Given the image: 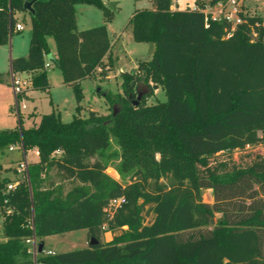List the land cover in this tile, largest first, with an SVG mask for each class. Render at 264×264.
Here are the masks:
<instances>
[{
  "label": "trees",
  "instance_id": "16d2710c",
  "mask_svg": "<svg viewBox=\"0 0 264 264\" xmlns=\"http://www.w3.org/2000/svg\"><path fill=\"white\" fill-rule=\"evenodd\" d=\"M151 2L128 25L135 42L155 51L150 61L121 73L122 95L106 94L118 106L110 127L93 111L79 116L81 83L107 80L114 66L106 25L112 13L102 0H0V46L10 43L18 15L31 24L28 55L10 60L11 74H31V91L49 94L52 38L53 62L78 104L70 123L51 113L24 129L19 114L18 128L0 130L1 155L18 147L23 162L29 151L39 153L15 190L7 192L15 182L0 178V264H33L26 240L35 236L44 245L47 237L77 231L87 232L88 248L42 253L37 264H264V157L232 163L234 153L264 147V46L248 35L263 19L248 15L225 40V23L206 28L201 12L173 10L172 0ZM78 4L102 10L105 24L79 31ZM150 81L161 86L166 102L147 106L146 96L135 106L138 89ZM25 100L26 92L16 98ZM111 137L127 182L106 174L101 157ZM220 156L226 160L217 161ZM52 170L76 182L65 197L45 187ZM207 190L213 204L203 200ZM118 199L125 202L112 207ZM105 233L111 242L103 241Z\"/></svg>",
  "mask_w": 264,
  "mask_h": 264
},
{
  "label": "rangeland",
  "instance_id": "374dc122",
  "mask_svg": "<svg viewBox=\"0 0 264 264\" xmlns=\"http://www.w3.org/2000/svg\"><path fill=\"white\" fill-rule=\"evenodd\" d=\"M103 4L112 13L111 21L106 24L109 30V39L112 45V59L114 66L108 74V79L103 81L99 76L83 81L81 83V91L83 101L80 104L82 118H88L90 111L96 113L98 117L105 118L108 125L112 126V112L118 111V106H112L106 101L104 94L122 95V79L121 73L133 72L138 68L141 62L150 61L155 48L150 43H137L133 39L129 21L136 10L153 8L151 0H102ZM176 2H178L176 6ZM173 8L179 11L194 9L196 7L195 0H172ZM244 11H248L264 17V0H244ZM76 9V21L79 31H84L105 24L104 13L99 8L85 4H78ZM18 23L24 25L22 32H15L11 37L10 43L6 46H0V74L8 78L11 74L10 59L19 57H27L29 44L31 39V24L29 16L18 18ZM52 48L55 44L52 38L49 39ZM50 57H48V60ZM107 64V63H105ZM49 83L51 86L50 93L45 94L35 92L33 100L30 102L22 101L19 104L20 122L24 129L31 128L35 123L39 124L41 117L51 113L60 117L63 123L72 122L74 116L77 115V100L73 89L63 83V77L57 67L47 68ZM143 77V73L140 72ZM24 79L26 77H23ZM3 86L0 84V130H8L19 127V116L16 113L15 100L11 99V95L5 97L2 92ZM102 90L103 95H99L98 91ZM138 98L134 99L136 103H141L146 96L145 104L147 106L157 103L166 102V95L160 85H156L154 81L142 83L138 89ZM140 98V99H139ZM25 107V108H23ZM110 148L103 153L101 157L103 162L108 166L106 174L116 181H129L126 177L122 180L117 170L120 164V148L116 140L111 137ZM257 157H264V147L251 149L244 152L234 153L232 163L236 165H244L255 160ZM22 160V154L19 150L14 152L5 151L0 154V178H9L17 185L24 179V175L19 173L17 168ZM226 157L220 156L217 161H225ZM216 163V161H212ZM231 163V160L230 162ZM6 168V169H5ZM46 177L45 187L54 188L59 191L62 197H65L75 185L74 181L63 179L55 170L49 171ZM205 191L203 200H208L213 195L207 194ZM212 203V202H211ZM152 218L147 216L146 222L150 223ZM3 239L2 221L0 220V241ZM38 240V239H37ZM41 242L40 240H38ZM103 241L109 243L112 241L110 233H105ZM45 250L52 251L54 254L79 251L88 248L89 242L86 231H77L64 235H56L43 239Z\"/></svg>",
  "mask_w": 264,
  "mask_h": 264
},
{
  "label": "built area",
  "instance_id": "2783aa9c",
  "mask_svg": "<svg viewBox=\"0 0 264 264\" xmlns=\"http://www.w3.org/2000/svg\"><path fill=\"white\" fill-rule=\"evenodd\" d=\"M149 1V0H142ZM244 0H225L218 2L215 5L205 4L204 6L196 5L193 11L201 12L204 15L205 26L208 28L211 23H225L227 25L226 34L224 36L225 40L231 39L239 27L248 23L246 17L249 15L244 11ZM178 2H176L177 6ZM249 38L252 44L261 43L264 46V21H257L254 24L249 26ZM24 27L21 24H17L15 31L20 32L23 31ZM11 86L15 97V110L19 115V104L16 102V98L22 93H28L32 89V81L31 79H24L20 74H11L10 77ZM25 108V107H23ZM261 136V134L259 133ZM16 147L10 149V151L14 150ZM18 148V147H17ZM36 154L39 153L36 151ZM58 154V153H56ZM28 169V164L24 160L18 165V172L21 174H25ZM17 187L16 183L9 184L7 186V192L15 190ZM125 202L124 199L114 200L111 203L112 207L120 206ZM39 241L35 236L26 240V244L28 245V254L31 255L33 259V264H37V257L40 255L38 253V245ZM43 253L47 256L54 255L52 251L44 250Z\"/></svg>",
  "mask_w": 264,
  "mask_h": 264
},
{
  "label": "crops",
  "instance_id": "0c3cea01",
  "mask_svg": "<svg viewBox=\"0 0 264 264\" xmlns=\"http://www.w3.org/2000/svg\"><path fill=\"white\" fill-rule=\"evenodd\" d=\"M173 10H176L175 8H173ZM249 15H254V16H259L257 14H253L251 12H247ZM23 17V15H18L17 18H20V17ZM263 19L264 21V17L263 16H259ZM21 24L23 27L24 25L22 23H19ZM22 32V31H20ZM109 32V30H108ZM50 39V38H49ZM48 39V43H49V46H50V49H51V56H50V59L47 61V66H46V71H47V68H52L53 66L56 67V65L54 64L53 62V59L56 57V49L55 48H52L51 44H50V41ZM111 56H112V52H111ZM12 59V58H11ZM10 59V60H11ZM105 63H107V60H105ZM48 74V72H47ZM20 76L22 77H26L25 79H31L32 75L31 74H20ZM10 77H11V74L8 78H6V82L4 84H2L3 88L2 89V92H4V95L5 97L7 96H10L11 95V99H14L15 100V97H14V93H13V90H12V86H11V80H10ZM48 80H49V77H48ZM35 92L34 90L32 91H29L27 93V100H25L26 102H30L33 100V97L35 95ZM15 129V128H14ZM9 130V129H8ZM1 131H4V130H1ZM18 150V148L16 147L14 150H12V152ZM23 158L25 159V161L27 162V164H34V163H37L39 161V155L36 154V151L35 150H32V151H29L26 155H23ZM21 163V161L19 162V164ZM6 169V168H5ZM206 192H208L207 194H212V191L210 190H207ZM211 199L208 200V204H213L214 203V200H213V197L211 196L210 197ZM212 202V203H211ZM220 216H218L219 218ZM111 235V234H110ZM112 236V235H111Z\"/></svg>",
  "mask_w": 264,
  "mask_h": 264
},
{
  "label": "water",
  "instance_id": "95a60500",
  "mask_svg": "<svg viewBox=\"0 0 264 264\" xmlns=\"http://www.w3.org/2000/svg\"><path fill=\"white\" fill-rule=\"evenodd\" d=\"M25 8H26L28 11L32 12V9H31V3H27V4L25 5ZM98 93H102V90H99ZM106 94H107V93H106ZM106 94H104V97L106 96ZM102 95H103V93H102ZM139 99H140V98H139ZM137 105H138V103H135V106H137ZM115 114H116V111H115V113H114V116H115ZM92 244H95V242L92 241ZM43 251H44V245H43L42 243H39V245H38V253H39V254H42Z\"/></svg>",
  "mask_w": 264,
  "mask_h": 264
}]
</instances>
